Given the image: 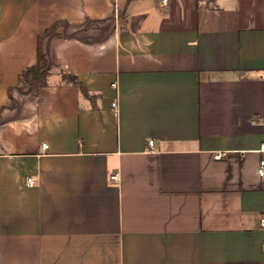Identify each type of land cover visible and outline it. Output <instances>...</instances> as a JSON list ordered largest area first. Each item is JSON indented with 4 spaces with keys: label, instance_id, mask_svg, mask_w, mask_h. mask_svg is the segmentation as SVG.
<instances>
[{
    "label": "crops",
    "instance_id": "0c3cea01",
    "mask_svg": "<svg viewBox=\"0 0 264 264\" xmlns=\"http://www.w3.org/2000/svg\"><path fill=\"white\" fill-rule=\"evenodd\" d=\"M263 147L264 0H0V264H264Z\"/></svg>",
    "mask_w": 264,
    "mask_h": 264
},
{
    "label": "trees",
    "instance_id": "16d2710c",
    "mask_svg": "<svg viewBox=\"0 0 264 264\" xmlns=\"http://www.w3.org/2000/svg\"><path fill=\"white\" fill-rule=\"evenodd\" d=\"M52 32V29L47 30L42 36L38 38V52L37 59L34 65L25 68L18 75L17 85L13 88L20 94L31 97H38L41 89L50 86L51 73L48 68V62L42 55L40 44L42 40ZM60 86H73L79 89L83 97L93 101L94 96L91 95L85 84L81 82L77 75L71 73H62ZM12 89L9 90L11 92ZM16 107V101L11 97V108Z\"/></svg>",
    "mask_w": 264,
    "mask_h": 264
},
{
    "label": "built area",
    "instance_id": "2783aa9c",
    "mask_svg": "<svg viewBox=\"0 0 264 264\" xmlns=\"http://www.w3.org/2000/svg\"><path fill=\"white\" fill-rule=\"evenodd\" d=\"M199 1L200 2H203V3H208V2H211L212 0H199ZM160 2H161L162 5H166L169 2V0H160ZM112 109H113L114 112L117 111V101L116 100H114L113 103H112ZM153 142H154V140L153 139H150L149 140V145L152 146L153 145ZM43 148H47V145L46 144H43ZM263 150H264V147H263ZM222 157H223L222 154H217L215 156V159L216 160H219V159H222ZM258 175L260 177H263L264 176V160H262L260 162V166L258 168ZM110 178H111L112 181H116V180H118V175L117 174H113V175H111ZM27 183H28V186L29 187H34L35 186V179L28 178L27 179Z\"/></svg>",
    "mask_w": 264,
    "mask_h": 264
}]
</instances>
